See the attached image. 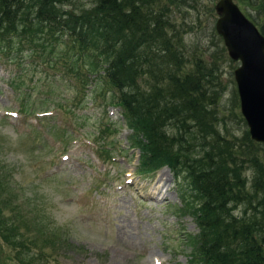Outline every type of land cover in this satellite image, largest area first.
I'll list each match as a JSON object with an SVG mask.
<instances>
[{
  "label": "rangeland",
  "instance_id": "374dc122",
  "mask_svg": "<svg viewBox=\"0 0 264 264\" xmlns=\"http://www.w3.org/2000/svg\"><path fill=\"white\" fill-rule=\"evenodd\" d=\"M76 1L93 8L92 0ZM217 1L164 0L165 13L186 70L203 67L216 150L228 151L217 155L238 165L251 196L233 213L247 217L250 202L264 206V145L251 139L240 111L239 62L215 28ZM234 1L253 23L262 21L257 0ZM16 30L0 31V264L191 263L188 237L199 230L182 207L191 194L183 176L166 166L138 171L140 152L110 103L113 90L87 73L78 44L59 31ZM206 150L197 146L191 157Z\"/></svg>",
  "mask_w": 264,
  "mask_h": 264
},
{
  "label": "trees",
  "instance_id": "16d2710c",
  "mask_svg": "<svg viewBox=\"0 0 264 264\" xmlns=\"http://www.w3.org/2000/svg\"><path fill=\"white\" fill-rule=\"evenodd\" d=\"M257 1L262 21L254 24L264 35V0ZM72 2L0 0V31H59L79 45L87 73L105 78L113 90L110 103L120 108L140 152L138 171L166 166L189 185L182 207L199 230L188 237L191 263L264 264V206L250 202L243 211L249 216L233 213V205L251 196L238 165L217 155L228 151L223 145L216 150L215 114L208 107L213 94L204 86L203 67L196 63V69L186 70L184 45L168 22L164 0H92L90 10L76 0L70 10ZM35 24L42 26L36 31ZM197 146L207 150L191 157ZM4 228L1 224V233Z\"/></svg>",
  "mask_w": 264,
  "mask_h": 264
},
{
  "label": "water",
  "instance_id": "95a60500",
  "mask_svg": "<svg viewBox=\"0 0 264 264\" xmlns=\"http://www.w3.org/2000/svg\"><path fill=\"white\" fill-rule=\"evenodd\" d=\"M215 10V28L229 56L239 62L234 79L240 111L251 139L264 145V35L234 0H218Z\"/></svg>",
  "mask_w": 264,
  "mask_h": 264
},
{
  "label": "bare ground",
  "instance_id": "6f19581e",
  "mask_svg": "<svg viewBox=\"0 0 264 264\" xmlns=\"http://www.w3.org/2000/svg\"><path fill=\"white\" fill-rule=\"evenodd\" d=\"M164 192H166V191H164ZM164 196H165V195H164ZM164 196H163V197H164Z\"/></svg>",
  "mask_w": 264,
  "mask_h": 264
}]
</instances>
